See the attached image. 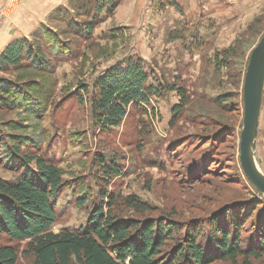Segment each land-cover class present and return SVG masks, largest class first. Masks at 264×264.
Wrapping results in <instances>:
<instances>
[{
    "label": "rangeland",
    "instance_id": "374dc122",
    "mask_svg": "<svg viewBox=\"0 0 264 264\" xmlns=\"http://www.w3.org/2000/svg\"><path fill=\"white\" fill-rule=\"evenodd\" d=\"M100 15L102 22L88 40L71 36L64 22L48 19L45 24L74 51L70 56V52L52 56L54 91L39 117L40 128L35 132L28 124L24 132L30 139L25 150L43 156L63 173L62 188L54 199L53 231L84 227L101 193L113 196L114 212L119 208L125 219L138 216L124 211L119 199L135 195L156 209L151 217L161 214L181 223L198 219L204 231L210 214L239 199L238 192L248 191L243 197L261 200L249 190L239 162L243 80L231 79L226 67L216 71L214 56L239 42L230 63L233 74L244 70V61L264 35V0H120L110 13L103 10ZM71 18L78 23L89 20L73 11L67 19ZM130 61L141 63L156 88L165 83L185 90L187 103L174 126L173 110L180 103L175 91L151 97L148 106L130 107L122 124L106 133L96 129L88 104L69 96L81 85L91 91L105 72ZM225 95H230L225 102L228 115L214 102ZM24 114L6 113L4 120L20 121ZM215 121L231 127L232 135L212 147L206 139ZM212 150L217 153L211 160L214 156L207 157L206 152ZM257 156L262 160L258 150ZM204 159L207 164L202 168ZM99 161L116 165L121 174L108 179ZM259 167L264 172L263 164ZM15 174L0 165V178L13 180ZM227 188L233 190L232 196ZM84 198L86 203L79 206ZM0 242L17 245L4 237ZM24 247L17 246L20 251ZM17 264H32V258L22 255ZM253 264H264V259Z\"/></svg>",
    "mask_w": 264,
    "mask_h": 264
},
{
    "label": "trees",
    "instance_id": "16d2710c",
    "mask_svg": "<svg viewBox=\"0 0 264 264\" xmlns=\"http://www.w3.org/2000/svg\"><path fill=\"white\" fill-rule=\"evenodd\" d=\"M119 1L68 0L69 8L56 10L51 20L64 22L71 36L88 40L102 22L101 12L110 13ZM72 11L89 20L78 23L67 19ZM58 35L41 25L30 39L15 41L0 56V165L16 173L13 180L0 178V237L17 244L0 242V264H17L22 255L31 257L32 264H253L263 260L264 197L251 186L249 190L262 199H248L243 197L248 191L238 192L239 199L233 198L211 213L209 220L206 218V231L198 219L181 223L166 215L151 217L156 209L135 195L119 199L124 211L138 216L125 219L119 208V214L114 212L117 201L106 193L100 194V202L90 211L84 227L53 231L57 222L54 199L62 188L63 173L43 156L25 150L30 139L24 132L28 124L35 132L40 128L39 117L54 91L52 56L61 58L70 52ZM240 46L238 42L217 52L214 67L216 71L226 67L231 79L242 82L248 58L244 70L235 74L234 64L230 63ZM150 82V74L141 63L130 61L125 67L105 72L91 91L81 85L69 96L81 105L88 104L96 129L106 133L122 124L130 107L148 106L151 97L175 91L180 103L173 110L170 125L174 126L187 103L185 90L165 83L156 88ZM229 98L225 95L214 100L225 115L231 113L225 105ZM20 111L25 113L20 121L4 120L6 113ZM211 129L206 142L212 147L232 135L231 127L221 121L211 123ZM206 153L207 157L214 156L209 158L212 160L217 150ZM204 160L202 168L207 164ZM210 162L215 167V161ZM98 167L108 179L121 174L114 164L107 166L99 161ZM225 191L233 195L231 188ZM86 201L84 198L78 205ZM20 244H25L22 251L17 248Z\"/></svg>",
    "mask_w": 264,
    "mask_h": 264
},
{
    "label": "water",
    "instance_id": "95a60500",
    "mask_svg": "<svg viewBox=\"0 0 264 264\" xmlns=\"http://www.w3.org/2000/svg\"><path fill=\"white\" fill-rule=\"evenodd\" d=\"M264 90V35L252 49L242 84V128L239 139V162L246 180L264 197V172L257 156Z\"/></svg>",
    "mask_w": 264,
    "mask_h": 264
},
{
    "label": "crops",
    "instance_id": "0c3cea01",
    "mask_svg": "<svg viewBox=\"0 0 264 264\" xmlns=\"http://www.w3.org/2000/svg\"><path fill=\"white\" fill-rule=\"evenodd\" d=\"M68 5V0H0V56L15 41L30 39L34 31L53 13ZM264 166V111L261 112L260 127L257 139Z\"/></svg>",
    "mask_w": 264,
    "mask_h": 264
},
{
    "label": "built area",
    "instance_id": "2783aa9c",
    "mask_svg": "<svg viewBox=\"0 0 264 264\" xmlns=\"http://www.w3.org/2000/svg\"><path fill=\"white\" fill-rule=\"evenodd\" d=\"M17 0H13V3L15 4ZM264 111V90H263V101H262V107H261V112Z\"/></svg>",
    "mask_w": 264,
    "mask_h": 264
}]
</instances>
